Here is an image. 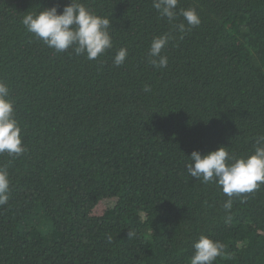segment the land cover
I'll return each mask as SVG.
<instances>
[{
	"label": "trees",
	"instance_id": "1",
	"mask_svg": "<svg viewBox=\"0 0 264 264\" xmlns=\"http://www.w3.org/2000/svg\"><path fill=\"white\" fill-rule=\"evenodd\" d=\"M69 2L0 0V82L25 148L0 153V264H189L201 235L223 244L213 264H264V184L226 211L221 186L186 168L194 150L246 157L264 136V0H178L171 22L152 0H80L111 22L113 48L95 60L21 23ZM187 8L201 22L181 33ZM161 35L168 63L154 68ZM36 209L50 230H19Z\"/></svg>",
	"mask_w": 264,
	"mask_h": 264
},
{
	"label": "clouds",
	"instance_id": "2",
	"mask_svg": "<svg viewBox=\"0 0 264 264\" xmlns=\"http://www.w3.org/2000/svg\"><path fill=\"white\" fill-rule=\"evenodd\" d=\"M177 4L178 0H152L153 8L169 22L177 16ZM25 13L22 25L55 52L72 49L77 56L85 55L87 59L95 60L113 48L110 19L91 12L80 0H70L59 13L56 6ZM179 15L184 18V22L176 25L181 33L201 22L194 8L181 9ZM168 41L167 35L154 37L151 41L148 62L154 68L167 66V57L161 53ZM127 56V48L121 47L113 56V64L117 67L122 65ZM148 90L146 87L145 91ZM9 95L8 86L0 82V153L18 156L25 148L21 128L15 119L14 102ZM256 145L250 155L239 158L230 156L223 146L203 155L194 150L188 156V174L194 179H202L204 183L215 182L221 186L222 192L229 197L223 207L226 211L230 210L234 195L253 192L264 184V136L258 138ZM9 192L8 172L0 168V206L8 203ZM193 249L189 264H213L223 254V244L205 235L199 236Z\"/></svg>",
	"mask_w": 264,
	"mask_h": 264
},
{
	"label": "rangeland",
	"instance_id": "3",
	"mask_svg": "<svg viewBox=\"0 0 264 264\" xmlns=\"http://www.w3.org/2000/svg\"><path fill=\"white\" fill-rule=\"evenodd\" d=\"M28 221V223L35 224L37 228L45 231L50 230V223L47 220V218L44 217L43 215V210L42 209H36V211L31 215V217H28L20 226L19 230H24L26 229L25 223ZM29 226V225H27Z\"/></svg>",
	"mask_w": 264,
	"mask_h": 264
}]
</instances>
